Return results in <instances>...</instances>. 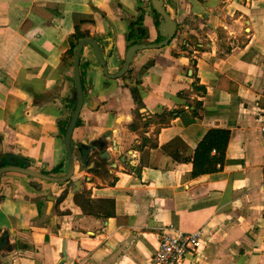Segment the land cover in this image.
<instances>
[{"label":"crops","instance_id":"0c3cea01","mask_svg":"<svg viewBox=\"0 0 264 264\" xmlns=\"http://www.w3.org/2000/svg\"><path fill=\"white\" fill-rule=\"evenodd\" d=\"M163 3L179 26L167 46L134 58L131 76L150 81L139 106L124 91L104 92L100 67L90 47L82 48L79 65L91 85L72 139L111 131L118 121L121 137L108 159L93 154L91 169L75 170L84 177L75 215L66 202L59 208L66 183L46 219L40 192L27 186L31 200H24L0 189V232L19 245L0 264H154L162 228L206 232L207 243L182 264H264V0ZM118 10L130 19L141 13L148 39H157L149 0H0L4 154L63 173L59 123L70 104L31 101L56 87L62 96L71 90L70 43L85 36L103 42L107 21L112 50L123 59L126 25ZM212 128L229 131L222 168L193 177L189 158Z\"/></svg>","mask_w":264,"mask_h":264},{"label":"water","instance_id":"95a60500","mask_svg":"<svg viewBox=\"0 0 264 264\" xmlns=\"http://www.w3.org/2000/svg\"><path fill=\"white\" fill-rule=\"evenodd\" d=\"M136 2L139 0H135ZM149 3L155 13V27L157 31V39L159 41L152 42L151 44H145L148 37V29L142 25L135 26L134 31L132 28V22L129 16L118 10L119 17L124 21L126 25V30L123 33V40L127 46L126 50L123 53V62L119 70V74L125 72L128 68V65L132 62V59L137 55L138 52H142L146 49H159L165 47L172 41L173 37L176 35V31L179 26V22H176V19L168 15L165 10L163 0H149ZM138 7H140L138 5ZM139 9V8H138ZM142 19V14L137 15V19ZM108 31L107 37L103 39V42L90 37L80 38L73 48L72 60L70 66L72 67L73 76H74V93L73 91L67 92L65 95H61L58 87L54 88L55 94H42L33 97L31 105H36L41 107L44 104H47L54 99H58L64 103L69 104L70 99L75 98L74 110L71 116V119L68 122L67 127L65 126V121H62L59 128L62 131V149L65 153L63 163L57 166V169L64 166V171L62 174H54V172H40L39 170L32 169L28 162L23 160L22 157L15 154H4L2 152V145L0 142V155L3 156L4 164L1 165L0 162V189L9 188L13 196L19 194L24 200H31L30 197L25 193V187H30L38 192H40V197L46 201V206L44 209V219L48 218L53 211L54 203L60 197V187L64 188V184L68 186V192L64 202L59 204V208L63 210L67 206L70 207V210L73 215H75L76 207L73 204L74 196L80 192L82 182L84 177L76 174V169L78 172L86 171L91 169V165L88 164L91 156L97 154L100 160H105L109 158V150L112 147V143L121 137L120 121H118L111 131H106L100 136H97L95 131L85 139H72V128L74 127L78 114L83 108V90L85 93L88 92V88L84 82L81 81L79 74L80 66L79 65V56L82 48L87 45L90 47L92 54L101 64L104 75L107 77H114L111 74H107L105 60L108 61L113 59L115 53L112 50V36L113 28L111 22L107 21ZM140 29L142 40L128 46L129 42L136 37L138 34L137 29ZM140 36V34H139ZM109 62V61H108ZM64 128V131H63ZM3 153V154H2ZM92 164V163H91ZM15 175L20 179H6V175ZM22 179V181H21ZM24 179V180H23ZM67 188V187H66ZM19 248L18 241L12 240L9 233L6 230L0 232V255L1 254H10L12 251H15Z\"/></svg>","mask_w":264,"mask_h":264},{"label":"flooded vegetation","instance_id":"af4514ba","mask_svg":"<svg viewBox=\"0 0 264 264\" xmlns=\"http://www.w3.org/2000/svg\"><path fill=\"white\" fill-rule=\"evenodd\" d=\"M131 22H132V25L131 26L133 28V31H134V27L135 26L142 25V26L146 27L144 25V23H142V19L141 18H139V19H131ZM147 29H148V37H147V39H148L150 37V31H149V28H147ZM137 32H138V34H136V37H134V39H132V41L129 42L128 46H130L131 44L137 42L138 40H142V36H143V33L144 32L141 35V32L142 31L139 28L137 29ZM139 34H140V36H139ZM176 34H177V31H176ZM175 36L173 37V39L175 38ZM155 41H159V39H156L155 38L153 41L151 39H148L147 41H145V44H151L152 42H155ZM72 43H74V42H72ZM126 48H127V46L125 44V50H126ZM72 53H73V49H72L71 54H70V59L71 60H72ZM113 53H115V55L113 57V61L112 62H113V64L115 66H117V68L110 70L109 69V62L107 60H105V63H106V67H107V70H106L107 74H111L114 77H107V76H105L101 64L95 58L96 61H97V63H98V65H99V67H100V71H101L102 78H103V81H102V89L104 90L105 93H110V92L116 93V92L124 91L125 93L128 94V97L134 102V104L136 106H139L140 103H141L140 96H142V94L140 93V91H143L145 89V87L150 86V81L148 79H146L145 81H140L138 83L137 79H135L133 76H131V74H130V72H131V66L134 63V58L137 55L132 59V62L128 65L127 70L125 72H123L122 74H119L118 72H119L120 67L122 65L123 59H120L118 57V55L116 54V51L115 50H113ZM149 66L150 65H149L148 62H145L144 63V67L145 68H148ZM79 68H81V67H79ZM81 69L82 70L79 71V74H80V77H81V81L84 82L86 85H88L87 86V88H88L91 84H88V82H87V79H86V76H85V68H84V70H83V68H81ZM72 73H73V71H72ZM139 85H141V88L139 87ZM70 91H73V94L75 95V93H74V91H75V89H74V76H73V86H72V88H71ZM84 96H85V91L83 90V104H84ZM74 103H75V98L74 99L72 98V99L69 100V104H70V106H69L70 107V114H69V117L64 122L66 127L68 125L69 120L71 119L72 114H73ZM79 116H80V113L78 114L77 121H76L74 127L72 128V135L75 132V130H76L78 124H79V122H78ZM142 120L143 119H140L139 121H137V125H139L140 123H142L141 122ZM61 122L59 124H61ZM63 131H64V128H63ZM103 133H101V134H103ZM100 135H97V136H100ZM0 162H1V165L4 164L3 160H0Z\"/></svg>","mask_w":264,"mask_h":264},{"label":"built area","instance_id":"2783aa9c","mask_svg":"<svg viewBox=\"0 0 264 264\" xmlns=\"http://www.w3.org/2000/svg\"><path fill=\"white\" fill-rule=\"evenodd\" d=\"M158 237L159 244L152 256L154 264H182L186 255L198 251L208 241L203 228L191 232L162 228Z\"/></svg>","mask_w":264,"mask_h":264},{"label":"trees","instance_id":"16d2710c","mask_svg":"<svg viewBox=\"0 0 264 264\" xmlns=\"http://www.w3.org/2000/svg\"><path fill=\"white\" fill-rule=\"evenodd\" d=\"M69 46L68 51L71 54L75 45L70 43ZM159 123L161 125L167 124L168 119L159 117ZM228 137L229 131L227 129L212 128L207 131L189 158L191 176L216 172L222 168ZM212 151H214L213 155H211Z\"/></svg>","mask_w":264,"mask_h":264}]
</instances>
